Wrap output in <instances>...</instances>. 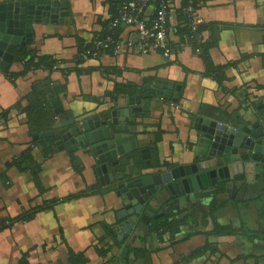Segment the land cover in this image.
Segmentation results:
<instances>
[{
    "label": "crops",
    "instance_id": "crops-1",
    "mask_svg": "<svg viewBox=\"0 0 264 264\" xmlns=\"http://www.w3.org/2000/svg\"><path fill=\"white\" fill-rule=\"evenodd\" d=\"M13 1H19L18 11L29 2ZM57 1L68 2L70 17L63 23L35 24L34 41L22 45L19 50L23 51L10 47L12 39L0 47V264H68L70 249L85 252L90 264L115 263L121 247L112 245L115 258L108 262L97 255L96 243L117 241L109 232L118 224L117 212L129 203V197L143 195L139 183L133 182L139 177L136 169L123 182L132 191L126 193L118 180L99 187L92 158L76 155L74 163L63 161L67 150L46 162L38 156L32 136L39 135V128L49 127H38L30 120L28 106L37 99V92L46 94L44 102L55 121L61 119L52 106L55 100L65 115L71 112L75 117L124 108L127 96L117 95L114 83L120 89L150 87L146 94L153 88L163 91L165 98L154 94L149 110L135 113L136 120L127 122L138 138V148L149 150L155 173L205 160L204 121L239 126L264 118L258 110L264 103V0H198L205 44L200 51L186 34L175 30L184 25L182 0H172L168 37L182 46L169 58L155 51L124 50L116 57L105 54L89 59L83 66H77L78 58L87 56L83 48L101 34L100 24L119 0H52ZM152 7H145L144 16H153ZM121 29L124 39L131 28ZM32 52L54 57L55 66L24 71V53ZM89 70L91 75L86 73ZM29 151L42 163L41 172L36 169L37 180L24 160ZM237 191L236 187L232 194L194 193L174 199L162 193L152 203L168 204L185 222L163 241L150 235L145 224L137 225L128 264H264L263 168L255 170V181L248 184L243 202L235 200ZM216 223L244 231L234 236L211 235ZM209 244L217 252L200 253Z\"/></svg>",
    "mask_w": 264,
    "mask_h": 264
},
{
    "label": "water",
    "instance_id": "water-1",
    "mask_svg": "<svg viewBox=\"0 0 264 264\" xmlns=\"http://www.w3.org/2000/svg\"><path fill=\"white\" fill-rule=\"evenodd\" d=\"M16 5L18 4L14 2L0 4V47H4L6 43L4 40L8 41L12 35L26 39L23 45L30 44L34 41L35 24L63 23L66 18L70 17L67 1L37 0L30 2L25 4L23 16L21 17L17 12L15 13ZM7 58L9 59V57H5V59ZM0 68L2 69L3 67L0 65ZM148 90L150 91V87L147 86L138 88L136 96L130 97L129 107L113 111L111 119L106 117V119L102 120L99 116L83 119L79 122H76L74 118L71 119L74 128L72 129V134L69 133L68 136L71 138L74 134L79 142H76V138L72 137L71 142L67 143L69 150L74 152L80 148L88 149L90 147L94 155L98 156V167L95 171L101 186L112 184L115 179L109 172L108 163L112 159L125 157L138 149V138L135 134L121 133L118 136L116 135V132H122L123 130L128 132L129 128L128 125L125 126L127 128H120L118 126L120 121L116 120V117L123 111V114L126 117L128 116V121L134 122L133 113L149 110L151 102L155 98L154 94H162L165 98L166 94L163 91L153 88L150 94H146ZM52 106L58 115L60 112V108H58L60 107V101H53ZM258 110L264 116V103L258 106ZM204 123L206 127H202V130L206 134L204 138H201V145L205 143L204 147L208 156H206L207 164L201 165V170L198 169L196 164H193L177 167L162 174L144 176L142 187L146 193H149V196L145 199L137 197L138 200L134 201L133 198L136 195L128 198L129 202L132 201V207H126L125 205L126 208L123 212L136 213V215L132 219H125L124 223L114 226L119 243L123 244V241L134 230L138 215L147 201L150 200V195L153 197L152 199H155L166 192L174 199L178 195L207 190L208 187H214L219 182H234L235 185L240 181L254 182L255 170L262 167L264 172V128L262 127L264 118L262 122L256 121L251 126L236 127L218 121H204ZM64 126L66 127V124H56L53 129ZM49 136H53V133H43L39 138H48ZM83 139H85L84 142H82ZM122 143L127 145L125 150L122 149ZM143 152L147 157L150 154L149 150H143ZM114 164L117 165L118 161H115ZM246 190L247 185L243 187V190L241 189L240 193L243 194ZM151 211H156V209L148 204L144 213L150 217V215L153 216V213H150ZM121 219L122 217L118 214L117 220L121 221ZM142 220L144 223H148L150 218ZM128 253L129 249L127 248L122 252V264H128Z\"/></svg>",
    "mask_w": 264,
    "mask_h": 264
},
{
    "label": "flooded vegetation",
    "instance_id": "flooded-vegetation-1",
    "mask_svg": "<svg viewBox=\"0 0 264 264\" xmlns=\"http://www.w3.org/2000/svg\"><path fill=\"white\" fill-rule=\"evenodd\" d=\"M34 2L35 1H37V0H33ZM33 1H31V0H29V2H28V4L30 3V2H33ZM18 3L19 1H13V0H8V1H0V4H8V3ZM15 9V8H14ZM18 13V15L21 17V16H23V10H20V11H18L17 10V6H16V10H15V13ZM52 15V14H51ZM51 18V17H50ZM18 20H21V19H18ZM14 37H16V38H14ZM11 39H12V45L10 46L11 48L13 47V49L15 48H17V51L19 50V49H21V46L23 45V43H25L26 41V39H24V38H20V36H17V35H12L11 37H10ZM33 43V42H32ZM31 44V43H30ZM16 46V47H15ZM19 51H23V50H19ZM16 52V51H15ZM10 56V55H9ZM1 67H3V64L1 65ZM22 67H23V65H22ZM23 69V68H22ZM24 71H25V68L23 69ZM137 89L138 88H136V90H131L130 92H128L127 94H125L124 95V97H126L127 96V104H128V102H129V100H130V97L131 96H136V94H137ZM145 94V93H144ZM126 104V105H127ZM30 105H31V103H30ZM30 105L28 106V108H30L31 109V107H30ZM125 105V107L124 108H127V106ZM259 105H262V104H259ZM258 105V106H259ZM58 108H60V112H59V116H60V120H55L54 121V123L52 124V126H50V128L48 129V130H46V131H44V132H42V133H38L39 135H33L32 136V138H33V140H35V143H38L37 141L40 139L39 137H40V135L41 134H43V133H53V136H49L48 138L50 139H53L54 140V152H55V154L56 153H58V151H64V150H67L69 153H68V155L67 156H65V160L63 159V161H66L67 159L68 160H70V161H72L73 159H74V161H75V157H76V155H79V156H81L82 158L85 156V157H89V158H92L93 159V165H95V170H96V168L98 167V164H97V160H98V156L96 157L95 155H94V153L91 151V149H90V147L87 149H84V148H80V149H78L77 151H74V152H71L70 150H69V146L67 145V143H70L71 142V139H72V137H74V138H76L75 136H74V134L72 135V137L70 138L68 135H69V133H71L72 134V129L74 128V125L72 124V122H71V119L72 118H74L75 120H76V122H79L80 120H83V119H87L86 117H84L83 115H80V116H77V117H75L74 115H72L71 114V112H67V115H65V110H64V108L61 106V104H60V107H58ZM120 109H123V107L122 108H120ZM54 112H55V110H54ZM113 111H111L110 113H107V114H105V115H101V116H99V117H101V119L102 120H104V119H106V117L108 118V119H111V113H112ZM56 114V113H55ZM135 113H133V115H132V118H134V115ZM94 117V116H93ZM128 117V116H127ZM124 114H123V111H121L120 112V114L116 117V120H118V121H120V122H118V126L120 127V128H127V127H125L126 125H127V122H128V118H127ZM88 118H91V117H88ZM136 119L134 118V121H135ZM258 121H260V120H258ZM261 122V121H260ZM125 123H126V125H125ZM253 123H255V122H253ZM253 123H251L250 124V126L253 124ZM56 124H66V127L64 126V127H62V128H58V129H53V126L54 125H56ZM263 124V123H262ZM129 126V125H128ZM234 126H236V124H234ZM239 126H243V125H239ZM239 126H236V127H239ZM130 127V126H129ZM263 127V126H262ZM264 128V127H263ZM129 129V128H128ZM128 134V135H131V134H133L132 132H130V130H128V132H125L124 130L122 131V132H116V135L118 136V134ZM47 138V139H48ZM66 138V139H65ZM75 141L76 142H79L78 141V138H76L75 139ZM85 141V139H83V141L82 142H84ZM40 145V144H39ZM33 146H34V144H33ZM122 149H126V146L127 145H125V143H122ZM36 148H38L36 151H37V155L38 156H40L42 159H44V156H43V150H42V148L41 147H37V146H35ZM80 147V146H79ZM35 148V149H36ZM144 151L145 150H148V149H143ZM143 150H140L139 148L136 150V151H134V152H132V153H130V154H128V155H126L125 157H118L117 159H112L109 163H108V169H109V172L115 177V179H114V182L112 183V184H114L117 180L118 181H120L121 182V184H119L118 185V187L121 189V191L122 192H126V193H128L127 192V189L128 190H130L127 186H125V183H123V182H125V181H128V178H130L131 177V173H132V171L133 170H137L138 171V173H139V177L136 179V181H133V182H135L134 184L135 185H137L138 183H139V185L141 186L140 187V189L142 190L143 189V195L141 194V195H139V193L133 198V201L134 200H138L137 199V197L139 198H147L148 196H149V193H146V191H145V189L142 187V181H143V177L144 176H147V175H154V174H162V173H164V172H161L162 171V169L160 168L159 169V171L157 172V173H155V171H151V167H152V165H154V163H153V161H152V159L150 158V154L148 155V157L147 156H145V153L143 152ZM60 153H63V152H60ZM206 156H207V153H205V157H204V159L205 160H203V162H200V163H198V164H196L197 165V167H198V169H200L201 170V165H206L207 164V158H206ZM208 157V156H207ZM37 161V160H36ZM115 161H118V164L117 165H115L114 164V162ZM38 162V161H37ZM46 162V161H45ZM191 165H193V164H191ZM214 168H216L215 166H214ZM207 169V168H206ZM210 169H212L211 167H210ZM172 169H170V171H171ZM147 171H149V173H147ZM165 172H169V171H165ZM97 174V173H96ZM129 174V175H128ZM97 177H98V175H97ZM98 180H99V177H98ZM239 183H243V185L239 188ZM233 184V185H232ZM248 181H240V182H238L237 183V185H235V183L233 182V183H228V182H219L216 186H214V187H208V189L207 190H202V191H200V192H197V193H202V194H212V195H215V194H219L221 191H224V193L223 194H227V193H230V194H232L233 192H234V189H236V187H237V189H238V191L235 193L236 194V196H235V200L236 201H239V202H243L244 201V199H245V194H246V191L242 194V193H240V191H241V189L243 190V187L245 186V185H247V188H248ZM109 185H111V184H109ZM101 185H100V182H99V187H100ZM235 186V187H234ZM101 187H105V186H101ZM209 190H212L211 192H206V191H209ZM131 191V190H130ZM131 193H132V191H131ZM190 194H194V193H190ZM130 195V194H129ZM132 195V194H131ZM134 196V195H133ZM232 196V195H231ZM153 197H151V195H150V200L149 201H147V203L148 204H150L152 207H154L155 209H156V211H151L150 213H153V216H151L150 215V217L149 216H147V215H145V211L147 210V205L145 204V206H144V208H143V210L141 211V213L138 215V220H137V223L135 224V227H134V230H135V228L137 227V225H139L140 223L141 224H145V226H146V228H147V230H149L150 231V235H153V237H154V230H155V227L157 228V229H159V233L162 231V230H164L163 228L161 229V228H158L157 227V224L156 223H158V222H160L161 221V219H162V217L166 214V215H169L170 217H171V219H170V221L171 222H175V221H179V222H181V224H183L185 221H184V218L183 217H180L176 212H173L171 209H169V205L168 204H163V205H161V206H159V207H157V206H155L153 203H152V201L154 200V199H152ZM132 202V201H131ZM131 202H129L128 204H126V207L128 206V207H132V205H131ZM137 202V201H136ZM125 206H124V208L122 209V210H120L119 212H117V215L119 214L120 215V217H122V219H121V221H118V224H121V223H124V221H125V219L127 220V219H129V218H133L135 215H136V213L135 214H129L128 212H123L124 211V209L126 208ZM213 208H215V206L213 207ZM125 217V218H124ZM148 218H150V220H149V222L148 223H144L143 222V220L142 219H148ZM118 224H116V225H118ZM218 223H216L215 225H214V228L216 227V225H217ZM115 226V225H114ZM114 226H111L110 228H109V232L112 234V235H115V239L117 240V242H119L118 241V236L116 235V232L114 231ZM134 230L132 231V233L129 235V237L127 238V239H125L124 241H123V244H121V253H120V256H118L114 261H115V263L113 262L112 264H122L123 262H122V260H121V254H122V252L127 248V249H129V247H131L132 245V242H133V238H131V236H132V234L134 233ZM214 231V230H213ZM235 231H236V235H238V234H241V233H243V229H240V230H237V229H235ZM124 233V232H123ZM122 246H123V248H122ZM127 260H128V255H127Z\"/></svg>",
    "mask_w": 264,
    "mask_h": 264
},
{
    "label": "trees",
    "instance_id": "trees-1",
    "mask_svg": "<svg viewBox=\"0 0 264 264\" xmlns=\"http://www.w3.org/2000/svg\"><path fill=\"white\" fill-rule=\"evenodd\" d=\"M126 1L128 0H119V2L114 5V7L112 6L111 10H110V14L111 16H109V18L102 22V24H100L102 27H103V30L101 32V34H99L98 36H96L92 42L89 43V45H87L86 47L83 48V51H82V54H86L87 56L84 57V56H80L78 58V62H77V66H80V65H84L86 63L87 60H91L93 58H96L95 56V53L93 51H91V48H93L95 46V41H106L108 39H111L112 41H116L118 39H120V36H122V33H123V30L121 29L122 27H116L114 28L112 31L110 30V26H111V23L118 18V8L123 5ZM170 1L172 0H168V5L170 6ZM189 1H193L194 2V5L197 7L198 6V0H182V5H181V9H180V14L182 16V19H183V22H184V25L183 24H180L179 26H177L175 28L176 31H178L180 34H186L185 36L188 38V41L190 44H192L194 46V44L192 43L191 41V34H190V30L189 28L185 25V21H186V18L185 16H183L182 14V8L189 2ZM149 5L153 6V16H155V12L157 10V7H158V3L157 1L155 0H152L150 1ZM198 8V7H197ZM169 9V7H168ZM151 17V18H152ZM101 19V17H100ZM101 20H99L100 22ZM168 28H169V20H168ZM199 31L202 33L203 32V28H202V25L200 26V29ZM185 37V38H186ZM123 38V37H122ZM125 39V38H124ZM123 39V40H124ZM199 47L202 49V47H205V44L201 43L199 45ZM32 50H35V49H32ZM36 51V50H35ZM205 51V50H203ZM105 54H108V55H111V56H119V55H114L112 54L111 52L109 51H104V52H101V55H105ZM81 55V54H79ZM24 56L26 57V60H25V70L26 71H29L30 69H33V68H38L40 66H45L46 68H49L51 69L52 67L55 66V63L57 60H55L54 57H51V56H36V52H32V53H24ZM97 69L98 72H101L99 70V67H95ZM86 69V68H85ZM79 70H82L79 68ZM84 70V69H83ZM77 71V70H76ZM91 70H89L88 72L86 73H89L88 75H91ZM81 73V72H79ZM103 74V72H101ZM15 75H12V77H14ZM122 86H120L118 83H114V87H113V91L117 94V95H121V94H127L128 92H130L132 89L130 88H126V89H120ZM55 89V88H54ZM56 90V89H55ZM56 92V91H55ZM57 93V92H56ZM40 93L37 92L36 94V97L37 99L35 101H31L30 100V114L32 115L30 120L35 123V125L38 127L40 125H44L46 127H49L52 126V124L54 123V115H50L49 114V108L48 107V104H45L44 102V98L46 97V94H44V92L40 95ZM42 103H43V106H42ZM41 106V107H40ZM42 132H44L43 130L44 129H41ZM39 128L38 130V133H42ZM38 143H35L34 142V146H33V149H35L36 147L35 146H39L42 148L43 150V156H44V161L46 159H49V158H52V156L55 155V152H54V140L53 139H47V138H40L38 141ZM40 144V145H39ZM32 149V150H33ZM31 159L33 160L31 162ZM24 160L26 161L27 165H28V169H30L32 171L31 173V177L34 179L37 180L38 177V174H37V171H40L42 170V163H37V161H35L33 158H32V154L31 152L29 151V154H28V157H26V159L24 158ZM30 160V161H29ZM72 162L74 163V159L72 160ZM36 166V168H35ZM20 168V166H19ZM171 217L169 215H164L161 219L160 222L156 223L157 224V227L158 228H163L164 230H162L160 233H159V229H157L155 227V230H154V237L155 239L159 240V241H163L164 240V236H166L167 234H173L175 232L178 231L179 229V226L181 225V222L179 221H175V222H171L170 221ZM211 235H217V236H234L236 235V231H235V228L232 226V225H219L217 224L214 231L213 232H210ZM103 242V240L99 241V243L97 242L96 243V246H95V250H96V253L97 255L103 259V260H108V262H110L112 259L115 258V253L113 251V246L112 245H116L117 248H120L121 247V244L117 241H114L112 244L111 243H105ZM200 253H207V252H217V248L216 247H213L211 246L210 244L209 245H206L204 246V248L200 249ZM85 252H77L75 250H69V256H68V264H90V260L85 256L84 254ZM199 253V254H200ZM29 254V252H28ZM27 264H30L28 261H25ZM25 262H23L22 264H26Z\"/></svg>",
    "mask_w": 264,
    "mask_h": 264
},
{
    "label": "built area",
    "instance_id": "built-area-1",
    "mask_svg": "<svg viewBox=\"0 0 264 264\" xmlns=\"http://www.w3.org/2000/svg\"><path fill=\"white\" fill-rule=\"evenodd\" d=\"M150 1L152 0H128L118 8V18L111 23L110 30L120 26L129 27L131 31L124 40L120 38L116 41H95L91 51L96 57L104 51L116 56L124 50H131L138 54L155 51L169 58L173 51L182 46L173 44L168 37V0H155L158 7L152 18L144 16L145 7ZM182 14L186 18L185 25L190 30L191 41L200 51L199 45L203 43V36L199 29L202 22L193 1H189L182 8Z\"/></svg>",
    "mask_w": 264,
    "mask_h": 264
}]
</instances>
